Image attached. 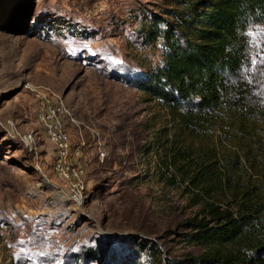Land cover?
<instances>
[{
  "label": "rangeland",
  "instance_id": "374dc122",
  "mask_svg": "<svg viewBox=\"0 0 264 264\" xmlns=\"http://www.w3.org/2000/svg\"><path fill=\"white\" fill-rule=\"evenodd\" d=\"M179 1L0 0V264H165L202 253L186 224L201 204L166 155L172 115L133 85L162 65L148 29L172 20ZM246 34L234 80L264 107V23ZM237 117L184 146L241 159L237 186L264 189V116L242 126ZM41 119L61 121L84 167L76 201Z\"/></svg>",
  "mask_w": 264,
  "mask_h": 264
},
{
  "label": "trees",
  "instance_id": "16d2710c",
  "mask_svg": "<svg viewBox=\"0 0 264 264\" xmlns=\"http://www.w3.org/2000/svg\"><path fill=\"white\" fill-rule=\"evenodd\" d=\"M179 2L180 9L169 10L172 20H153L148 29L151 42L161 39L162 65L133 82L172 115L167 159L194 204H201L186 220L187 236L205 248L165 264H264V189L237 186L241 159L184 146L185 137L222 128L232 112L238 126L253 115L264 116L247 83L234 80L249 57L248 26L264 23V0Z\"/></svg>",
  "mask_w": 264,
  "mask_h": 264
},
{
  "label": "built area",
  "instance_id": "2783aa9c",
  "mask_svg": "<svg viewBox=\"0 0 264 264\" xmlns=\"http://www.w3.org/2000/svg\"><path fill=\"white\" fill-rule=\"evenodd\" d=\"M59 110L60 108L58 106L53 112L55 113ZM41 120L47 128L49 140L55 147L54 170L60 177L68 182L69 197L76 201L82 197L84 190L82 182L84 167L71 158L69 135L67 131L62 128L61 121L59 119Z\"/></svg>",
  "mask_w": 264,
  "mask_h": 264
}]
</instances>
